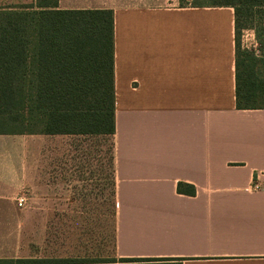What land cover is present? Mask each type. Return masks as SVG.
<instances>
[{
	"label": "crops",
	"instance_id": "1",
	"mask_svg": "<svg viewBox=\"0 0 264 264\" xmlns=\"http://www.w3.org/2000/svg\"><path fill=\"white\" fill-rule=\"evenodd\" d=\"M59 10L114 14L116 258L264 264V109L236 107L234 10L180 0H59ZM31 137L34 152L18 155L0 140V261L33 259L28 228L41 234L47 210L100 187L89 150L106 137ZM74 140L88 152L76 155Z\"/></svg>",
	"mask_w": 264,
	"mask_h": 264
},
{
	"label": "trees",
	"instance_id": "2",
	"mask_svg": "<svg viewBox=\"0 0 264 264\" xmlns=\"http://www.w3.org/2000/svg\"><path fill=\"white\" fill-rule=\"evenodd\" d=\"M182 7H229L235 13L236 107L264 109V51L240 53L239 19L264 0H180ZM256 12V11H254ZM264 26V25H263ZM264 48V28H253ZM112 11H61L59 0L0 9V135L116 134ZM177 193L195 196L178 183ZM116 219V209L114 211ZM116 249V228H115ZM181 264L174 259H96L89 262L10 260L0 264Z\"/></svg>",
	"mask_w": 264,
	"mask_h": 264
},
{
	"label": "rangeland",
	"instance_id": "3",
	"mask_svg": "<svg viewBox=\"0 0 264 264\" xmlns=\"http://www.w3.org/2000/svg\"><path fill=\"white\" fill-rule=\"evenodd\" d=\"M33 0H27L26 5ZM5 4L6 8H18L13 3ZM13 8V9H14ZM256 11V12H254ZM239 23L244 28L238 32V50L240 53L253 51L257 56H262L264 48L256 39L253 28H264V6L260 10H248L242 13ZM264 34V32H263ZM33 135H0V140L10 147L12 154L23 153V147H29L34 152L35 144L31 137ZM80 139V138H79ZM58 145L63 144V149L59 153H65V139L58 140ZM62 142V144H61ZM92 142L90 155L95 159H100V187L95 193H76L74 203L69 208L58 211H46V217L51 216L47 225L40 234L39 227L28 228L26 240L31 236L35 240L32 251L34 260L49 262H89L96 259H112L116 257L115 249V228L116 219L114 211L116 209V188H115V166H114V138H100ZM74 153L79 156L88 151L81 147L80 140H74ZM50 144L47 143L43 151L45 156L51 152ZM54 152V151H52ZM39 153V152H38ZM78 160L74 165L78 166ZM49 162L45 161L44 171H48ZM97 170V163H94ZM104 169V170H103ZM97 172V171H96ZM104 172V180L102 173ZM48 178V175H47ZM98 180V179H97ZM97 181L95 180V184ZM83 191L86 187L80 188ZM79 189V190H80ZM80 192V191H79ZM89 201V203H88ZM67 204H63L66 206ZM29 208V207H28ZM34 215V211H31ZM31 214V216H33ZM31 259V260H33Z\"/></svg>",
	"mask_w": 264,
	"mask_h": 264
},
{
	"label": "built area",
	"instance_id": "4",
	"mask_svg": "<svg viewBox=\"0 0 264 264\" xmlns=\"http://www.w3.org/2000/svg\"><path fill=\"white\" fill-rule=\"evenodd\" d=\"M254 189H258V186L256 184H254L253 186ZM29 204V198L27 195H21L18 199H17V205L20 209H26L27 206Z\"/></svg>",
	"mask_w": 264,
	"mask_h": 264
}]
</instances>
